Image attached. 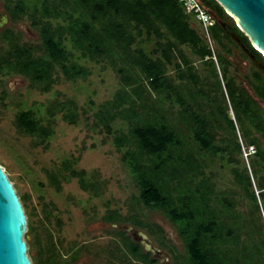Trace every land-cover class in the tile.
Returning <instances> with one entry per match:
<instances>
[{
    "label": "trees",
    "instance_id": "trees-1",
    "mask_svg": "<svg viewBox=\"0 0 264 264\" xmlns=\"http://www.w3.org/2000/svg\"><path fill=\"white\" fill-rule=\"evenodd\" d=\"M201 1L215 15L212 38L218 45L216 58L221 78L211 48L193 27L192 17L179 0H5L9 18L16 22L26 16L40 39L30 44L21 42L12 31L3 34L0 86L6 73L26 77L41 92H48L59 79L85 78L89 69L73 59L71 49L79 52L80 58L108 61L121 87L98 118L107 132L116 115L127 120L128 131L116 135L114 141L118 149L126 146L123 158L138 187L135 203L160 211L174 225L184 246V255L177 256L180 263L264 264V150L254 135L264 138V115L256 100L229 75V44L257 68L249 84L263 101L264 56L216 0ZM152 39L156 47L146 51L142 44ZM181 46L203 61L212 82L199 80ZM169 65L174 66L179 82L168 74ZM219 89L224 102L221 105L211 94ZM187 95L193 102L185 98ZM229 107L234 119L226 113ZM48 110L52 112L51 107ZM58 110L64 120L75 122L71 108L64 105ZM46 122L31 108L15 115L18 131L42 142L51 133V120ZM236 123L245 143L256 147L250 159L252 175L245 165L241 170L232 169L235 186L241 190L237 192L239 200L243 196L249 200L250 206L243 213L235 209L237 199L227 191H216L214 182L203 171L207 165L205 156L213 159L226 153L228 161H237L235 156L241 146ZM216 129L223 135H233L234 147L225 136L219 138L222 144L216 145ZM83 173L70 170L63 177L78 176L83 190L97 194L96 183L87 181ZM57 175L48 172L51 184L59 190ZM104 219L108 224L131 222L147 226L154 234L155 225L142 221L136 212L122 216L113 211ZM113 228L122 237L116 248L123 258L138 264H156L151 253L125 230ZM155 228L161 231L158 225ZM30 230L32 225L27 222L25 237ZM161 244L164 245L162 240ZM75 258L76 253L68 255L49 239L38 249V258L32 264H73Z\"/></svg>",
    "mask_w": 264,
    "mask_h": 264
},
{
    "label": "rangeland",
    "instance_id": "rangeland-1",
    "mask_svg": "<svg viewBox=\"0 0 264 264\" xmlns=\"http://www.w3.org/2000/svg\"><path fill=\"white\" fill-rule=\"evenodd\" d=\"M4 6L5 0H0V50L5 48L3 34L6 31L16 33L23 43L36 44L40 38L38 31L30 25V20L24 16L21 20L13 22L6 14ZM226 13L236 24L235 18L229 12ZM191 24L202 35L197 22L192 18ZM209 30L212 34V27ZM206 44L208 45L207 42ZM229 45L232 48L231 55H228L231 61L229 75L258 102L264 115V101L256 96L249 84L253 81L252 72L257 68L238 48ZM142 46L146 51L156 47L154 39L145 41ZM68 47L71 48V45L68 44ZM180 48L191 60L199 80L212 82L213 77L209 75L203 61L192 55L188 47ZM212 49L221 78L220 65L216 58L218 45L214 41ZM71 50L73 59L89 69L85 78L79 77L75 81L59 79L48 92H41L31 86L29 80L22 75L6 73L1 79L0 164L22 203L27 222L32 225L27 237L24 236L27 255L33 262V259L38 258V249L43 248L49 239H52L61 251H67L68 255L76 253L73 264H138L123 258L116 248L120 246L122 237L115 233L114 228L104 219L113 211L122 216L136 212L142 221L155 227L158 225L161 229L160 231L154 227L153 234L147 226L139 227L131 222L125 223L140 230L156 247L153 250L152 245L137 234L136 238L140 241L138 243L144 251L151 253L156 259V264H181L177 256L184 255V246L174 225L160 211L135 203L138 187L127 161L123 158L126 146L118 149L114 141L116 135L128 131L127 120L121 115H116L110 122L111 131L107 132L98 118L103 106L109 108L108 102L121 87L116 70L108 61L95 62L80 58L79 52ZM174 71V66L169 65L168 74L179 82L180 78ZM212 93L216 95V103L224 104L220 89ZM185 98L193 102L192 96L187 95ZM166 104L165 100L164 105ZM64 105L75 113L74 123L62 118V111L58 109ZM48 107H51V113ZM29 108L35 110L38 117L43 118V123L47 124L46 120H51V133L43 142L38 137L19 132L15 125L16 113ZM228 115L234 119L231 107ZM236 129L240 146L241 143L249 146L243 136H240L237 123ZM222 133V130L216 129L215 144L221 145L219 138L225 136L230 147H234L233 135ZM254 135L260 148L264 150V138L257 133ZM254 148L256 151L255 146ZM254 153L245 157L241 150L235 156L237 161H228L226 153L224 157L217 154L213 159L209 156L203 158L207 162L203 171L214 182V189L227 191L230 197L237 199L235 209L240 213L246 212L250 205L243 195L244 199L239 200L241 197L237 192L241 193V190L235 186L232 169L241 170L245 165L252 175L253 162H250V159ZM70 170L83 171V177L87 181L96 183L97 194L91 190H83L79 185L78 176L65 179L63 175ZM50 171L58 174L59 190L50 182ZM253 189L256 193L255 185ZM258 202H261L260 199Z\"/></svg>",
    "mask_w": 264,
    "mask_h": 264
},
{
    "label": "water",
    "instance_id": "water-1",
    "mask_svg": "<svg viewBox=\"0 0 264 264\" xmlns=\"http://www.w3.org/2000/svg\"><path fill=\"white\" fill-rule=\"evenodd\" d=\"M216 1L235 18L239 29L264 56V0ZM110 225L125 230L135 242H140L136 238L138 234L152 245L140 230L129 224ZM26 229L27 218L22 203L0 164V264H32L26 253ZM152 249L156 247L152 245Z\"/></svg>",
    "mask_w": 264,
    "mask_h": 264
},
{
    "label": "built area",
    "instance_id": "built-area-1",
    "mask_svg": "<svg viewBox=\"0 0 264 264\" xmlns=\"http://www.w3.org/2000/svg\"><path fill=\"white\" fill-rule=\"evenodd\" d=\"M179 2L181 3L185 13L190 15L192 19L197 22L202 32V37L208 43L213 52V38L209 28L212 27L215 23V18L210 10L203 4L201 0H179ZM241 150L245 157L255 152V148L253 145L247 146L243 143H241Z\"/></svg>",
    "mask_w": 264,
    "mask_h": 264
},
{
    "label": "flooded vegetation",
    "instance_id": "flooded-vegetation-1",
    "mask_svg": "<svg viewBox=\"0 0 264 264\" xmlns=\"http://www.w3.org/2000/svg\"><path fill=\"white\" fill-rule=\"evenodd\" d=\"M6 12V11H5ZM7 14V13H6ZM8 15V14H7ZM215 18V17H214ZM257 102V101H256ZM257 104H258V102H257ZM259 105V104H258ZM226 113H227V115H228V112L226 111Z\"/></svg>",
    "mask_w": 264,
    "mask_h": 264
}]
</instances>
